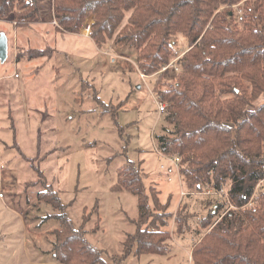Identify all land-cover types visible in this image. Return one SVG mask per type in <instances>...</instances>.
<instances>
[{"label": "trees", "instance_id": "1", "mask_svg": "<svg viewBox=\"0 0 264 264\" xmlns=\"http://www.w3.org/2000/svg\"><path fill=\"white\" fill-rule=\"evenodd\" d=\"M242 1L245 8L235 7ZM51 2L55 30L79 33L92 15L89 37L96 46L111 40L133 48L140 74L158 75L152 90L165 104L162 114L169 127L155 134L156 149L178 158L177 171L188 195H217L203 207L209 210L200 219L203 230L191 248V264H264V191L258 189L264 180V0ZM9 16L16 26H28L41 18L38 0H0V18ZM179 36L187 40L184 49H177ZM28 52L37 57L45 50ZM172 60L173 66L161 70ZM96 95L101 116L109 113L115 120L120 106ZM31 165L37 182L44 184L38 200L60 210L48 215L60 222L49 251L53 259L106 264L85 238L91 216L87 208L76 227L63 212L58 191ZM144 175L140 163L129 159L116 171L112 189L133 193L138 208L123 252L166 255L173 230L181 233L186 215H194L178 205L174 213L169 211L170 198L162 202L154 185L145 186Z\"/></svg>", "mask_w": 264, "mask_h": 264}, {"label": "rangeland", "instance_id": "2", "mask_svg": "<svg viewBox=\"0 0 264 264\" xmlns=\"http://www.w3.org/2000/svg\"><path fill=\"white\" fill-rule=\"evenodd\" d=\"M38 2L41 18L28 26L0 18L7 36V58L0 61V264H62L49 252L60 222L48 215L60 210L38 200L44 184L31 163L58 191L76 227L87 208L85 238L106 264H191L190 249L209 210L203 207L217 195H188L173 157L156 149L155 134L168 126L152 90L158 75L141 76L133 48L111 40L96 46L84 34L86 21L79 33L55 30L51 0ZM186 47L179 36L177 49ZM41 48L43 55L28 56ZM95 92L120 106L115 120L101 116ZM126 159L140 163L145 186L154 185L162 202L170 198L169 211L178 205L194 215H186L181 233L173 230L165 256L123 252L138 216L136 196L112 189ZM258 189L264 191V180Z\"/></svg>", "mask_w": 264, "mask_h": 264}, {"label": "built area", "instance_id": "3", "mask_svg": "<svg viewBox=\"0 0 264 264\" xmlns=\"http://www.w3.org/2000/svg\"><path fill=\"white\" fill-rule=\"evenodd\" d=\"M242 10L240 9L239 10V13L241 12ZM242 17L241 16H239V19H241ZM90 25H91V20L90 19H88V20H86V24H85V27H84V31H85V35H89V32H90ZM174 65V60H172L171 62H169L168 64H166V65H164L163 67H162V69L161 70H165L167 67H171V66H173ZM141 76H145V75H143V74H141ZM164 107H165V104L164 103H159V105H158V110H159V112H163V110H164ZM173 162H174V166L176 167V170L178 169V158L177 157H173ZM208 193H209V191H208ZM181 194H185V192H183V191H181ZM0 195H1V193H0ZM253 203V199H251V201L248 203V205H251Z\"/></svg>", "mask_w": 264, "mask_h": 264}, {"label": "water", "instance_id": "4", "mask_svg": "<svg viewBox=\"0 0 264 264\" xmlns=\"http://www.w3.org/2000/svg\"><path fill=\"white\" fill-rule=\"evenodd\" d=\"M7 58V36L1 31L0 32V61L4 62Z\"/></svg>", "mask_w": 264, "mask_h": 264}, {"label": "crops", "instance_id": "5", "mask_svg": "<svg viewBox=\"0 0 264 264\" xmlns=\"http://www.w3.org/2000/svg\"><path fill=\"white\" fill-rule=\"evenodd\" d=\"M1 77V76H0ZM181 202V200L179 201V203ZM213 206H216V205H213ZM190 252H191V249H190ZM165 256V255H164Z\"/></svg>", "mask_w": 264, "mask_h": 264}]
</instances>
